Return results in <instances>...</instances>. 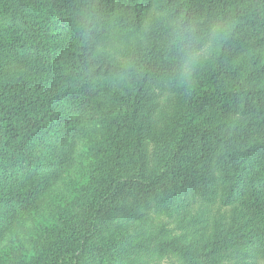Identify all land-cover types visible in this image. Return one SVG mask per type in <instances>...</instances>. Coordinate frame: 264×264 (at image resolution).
<instances>
[{"label": "trees", "instance_id": "1", "mask_svg": "<svg viewBox=\"0 0 264 264\" xmlns=\"http://www.w3.org/2000/svg\"><path fill=\"white\" fill-rule=\"evenodd\" d=\"M19 1L0 0V231L65 169L82 119L93 124L88 180L22 264H120L118 242L101 240L112 215L176 214L191 193L225 210L171 250L186 264H260L264 0ZM113 74L114 105L98 106L95 79ZM168 91L174 112L159 124Z\"/></svg>", "mask_w": 264, "mask_h": 264}, {"label": "rangeland", "instance_id": "2", "mask_svg": "<svg viewBox=\"0 0 264 264\" xmlns=\"http://www.w3.org/2000/svg\"><path fill=\"white\" fill-rule=\"evenodd\" d=\"M28 1L27 3L19 1L18 11L21 8L32 9L35 5L34 1ZM40 11L42 12V8ZM68 28L65 29L63 37L65 43L72 42ZM212 52V46H208L202 51L206 57ZM120 83L121 77L116 74L107 79L96 78L93 88L96 92L95 103L102 107L114 105L113 99L118 94L117 89H121ZM166 93L156 117L159 124L170 118L175 108L172 96L174 94L169 91ZM80 128L76 148L70 154L65 169L39 195L32 210L20 212L18 217L21 218V223L13 228L1 229L0 264H22V253L32 251L30 238L41 224L49 222L51 210L60 203L73 200L77 196V190L88 180L89 157L86 135L93 131V124L91 121L82 119ZM147 145L149 150H153L150 142L147 141ZM187 177V174L184 173L181 181ZM184 197L185 208L176 214L159 215L154 211L155 209L143 208L138 209V215L131 218L121 212L112 215L102 233L103 244L118 242L116 255L120 264H186L182 256L171 249L176 246L181 250L186 249L187 240H193L203 234L202 222L206 220L214 222L225 209L218 204L203 202L195 193ZM173 242L174 244H172ZM171 244L173 246L170 248ZM231 251L230 248L222 252L224 261H226V255H230ZM87 255L83 254L81 264H84ZM260 264H264V259L260 260Z\"/></svg>", "mask_w": 264, "mask_h": 264}]
</instances>
